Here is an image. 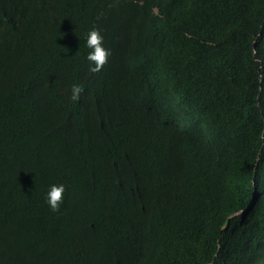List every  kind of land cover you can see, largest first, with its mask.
Segmentation results:
<instances>
[{"label":"trees","instance_id":"16d2710c","mask_svg":"<svg viewBox=\"0 0 264 264\" xmlns=\"http://www.w3.org/2000/svg\"><path fill=\"white\" fill-rule=\"evenodd\" d=\"M0 264H264V0H0Z\"/></svg>","mask_w":264,"mask_h":264},{"label":"clouds","instance_id":"9594fccd","mask_svg":"<svg viewBox=\"0 0 264 264\" xmlns=\"http://www.w3.org/2000/svg\"><path fill=\"white\" fill-rule=\"evenodd\" d=\"M104 38L100 34L98 29H92L86 39V46L91 49L86 59L90 64H94V67H90L89 70L92 73H96L102 70L103 66L107 63L108 56L110 55L109 51L103 46ZM83 89L81 86L73 85L71 92V99L73 101L78 100ZM65 187L64 185H51L47 193V203L53 212L60 211V205L64 200Z\"/></svg>","mask_w":264,"mask_h":264},{"label":"water","instance_id":"95a60500","mask_svg":"<svg viewBox=\"0 0 264 264\" xmlns=\"http://www.w3.org/2000/svg\"><path fill=\"white\" fill-rule=\"evenodd\" d=\"M253 48H254V45H253Z\"/></svg>","mask_w":264,"mask_h":264}]
</instances>
